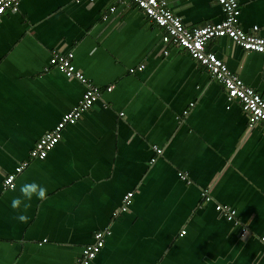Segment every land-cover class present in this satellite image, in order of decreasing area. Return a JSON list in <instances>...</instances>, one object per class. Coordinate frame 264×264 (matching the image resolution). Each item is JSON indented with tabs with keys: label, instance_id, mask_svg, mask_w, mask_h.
<instances>
[{
	"label": "crops",
	"instance_id": "0c3cea01",
	"mask_svg": "<svg viewBox=\"0 0 264 264\" xmlns=\"http://www.w3.org/2000/svg\"><path fill=\"white\" fill-rule=\"evenodd\" d=\"M166 1L188 26L224 18L216 0ZM238 2L242 28L259 26L264 37V0ZM163 33L130 0H21L1 17L0 264H73L98 231L106 241L91 264H264V126L249 128L222 82L165 45ZM207 48L264 97V54L227 37ZM56 49L72 51L104 92L45 159H31L5 187L83 96L80 80L50 64ZM32 182L45 187L43 199L23 198L21 186ZM217 203L235 208L239 224Z\"/></svg>",
	"mask_w": 264,
	"mask_h": 264
},
{
	"label": "built area",
	"instance_id": "2783aa9c",
	"mask_svg": "<svg viewBox=\"0 0 264 264\" xmlns=\"http://www.w3.org/2000/svg\"><path fill=\"white\" fill-rule=\"evenodd\" d=\"M80 1V0H77ZM94 2L96 0H89ZM124 1V0H121ZM138 6L146 16L152 19L163 30L162 41L165 45L172 44L176 47L186 50L200 65L204 66L208 72L217 80L222 82L225 88L228 100H238L243 110L248 115L249 128L257 125L264 126V97L235 72L230 70L226 62L220 58L214 51L207 48L210 40L227 37L234 43L240 45L244 50L264 54V37L258 34L259 26H254L250 30H245L240 25V5L238 0H216L224 12V18L216 23H208L202 26H188L182 18L176 15L170 8L166 0H130ZM21 0H0V19L7 12H18ZM111 11L115 7L110 8ZM108 16H103L106 19ZM168 54V49L164 50ZM74 53L72 51L63 53L59 50H53L50 57V64L56 67L70 78H77L85 87L82 98L75 104L72 109L63 114L60 121L54 128L45 132L36 142L34 148L30 151V159L24 160L15 168V172L6 176L4 180L5 187H11L14 184L16 175L21 173L31 163V159L43 160L48 153L58 144L62 138L63 130L68 125L76 124L82 115L89 110L102 96L104 90L96 86L84 73L77 69L73 62ZM143 65L137 69L142 70ZM135 69L131 68L133 72ZM113 85L108 86L105 90L110 91ZM107 104H104L106 106ZM191 106L194 103L190 104ZM188 110H185L187 113ZM157 153L162 149L156 147ZM154 156L151 160L155 162ZM182 179H187V174L179 172ZM134 192H128L123 199V212L128 211ZM204 201L211 200L212 196L207 190L201 192ZM220 215L227 220L239 224L237 210L227 204L217 203L215 206ZM186 231L183 230L182 234ZM242 233H248V229L242 227ZM106 233L98 231L94 234L93 242L85 245L78 259L73 264H91L98 253L105 245ZM264 240V236L262 237Z\"/></svg>",
	"mask_w": 264,
	"mask_h": 264
},
{
	"label": "clouds",
	"instance_id": "9594fccd",
	"mask_svg": "<svg viewBox=\"0 0 264 264\" xmlns=\"http://www.w3.org/2000/svg\"><path fill=\"white\" fill-rule=\"evenodd\" d=\"M20 191L25 200H31L33 195H35L37 198L43 199L46 193L45 187L43 185H37L35 182L22 185ZM20 204H21L20 197L13 198L11 201L12 208H17L20 206ZM24 207L27 208L28 205L24 204ZM18 219L24 220L25 216L23 214H20L18 216Z\"/></svg>",
	"mask_w": 264,
	"mask_h": 264
}]
</instances>
